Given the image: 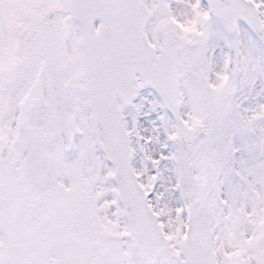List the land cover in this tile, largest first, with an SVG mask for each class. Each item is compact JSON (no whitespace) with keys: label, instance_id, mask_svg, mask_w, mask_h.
Instances as JSON below:
<instances>
[{"label":"snow or ice","instance_id":"obj_1","mask_svg":"<svg viewBox=\"0 0 264 264\" xmlns=\"http://www.w3.org/2000/svg\"><path fill=\"white\" fill-rule=\"evenodd\" d=\"M0 264H264V0H0Z\"/></svg>","mask_w":264,"mask_h":264}]
</instances>
